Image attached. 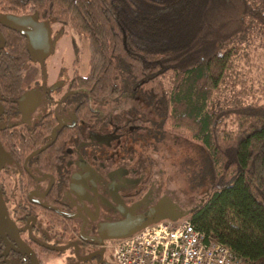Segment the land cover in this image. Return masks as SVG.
Returning a JSON list of instances; mask_svg holds the SVG:
<instances>
[{
  "label": "trees",
  "instance_id": "obj_1",
  "mask_svg": "<svg viewBox=\"0 0 264 264\" xmlns=\"http://www.w3.org/2000/svg\"><path fill=\"white\" fill-rule=\"evenodd\" d=\"M7 2L17 15L74 32L68 97L79 123L100 118L93 103L132 94L155 112L161 130L179 126L178 134L200 146L210 190L190 219L246 264H264V99L242 83L233 43L251 26L264 28V0ZM15 30L14 46L7 36L0 51V89L19 96L33 55L26 35ZM76 39L87 43L85 73ZM130 116L136 130L154 123L138 109ZM38 121L36 137L53 132L52 146L73 131L56 132L51 112Z\"/></svg>",
  "mask_w": 264,
  "mask_h": 264
},
{
  "label": "flooded vegetation",
  "instance_id": "obj_2",
  "mask_svg": "<svg viewBox=\"0 0 264 264\" xmlns=\"http://www.w3.org/2000/svg\"><path fill=\"white\" fill-rule=\"evenodd\" d=\"M7 1L0 0V51L7 36L13 46L16 41V28L3 20L15 14ZM70 77L58 95L41 91L35 112L30 92L35 79L32 84L23 79L25 89L19 96L0 89V264H55L58 259L63 264H111L106 244L113 235L130 228L139 213L162 214L155 202L145 199L151 170L131 165L128 153L110 150H124L125 138L120 148L112 146L122 131L148 133L150 128L136 130L130 122V113L138 108L124 110V121L119 115L110 120L95 105L105 100L99 101L93 105L100 118L79 123L76 101L68 97ZM59 82L53 87L61 86ZM49 112L56 119L55 131L73 127L55 146L53 132L36 137L38 120Z\"/></svg>",
  "mask_w": 264,
  "mask_h": 264
},
{
  "label": "rangeland",
  "instance_id": "obj_3",
  "mask_svg": "<svg viewBox=\"0 0 264 264\" xmlns=\"http://www.w3.org/2000/svg\"><path fill=\"white\" fill-rule=\"evenodd\" d=\"M49 27L52 31L50 52L47 55L38 56V59H32L24 71V83L32 84L34 79L36 83L30 90L35 104L33 112L41 103V91L46 90L45 93L52 95L60 94L65 89L64 84L71 74L74 32L58 22L49 23ZM76 40L81 48L80 70L85 73L87 43L81 39ZM233 43L238 48L237 67L243 77L242 83L255 94L254 98L264 99V28L258 25L251 26L235 38ZM40 81L42 85L39 84ZM54 81H60L61 86L53 87L56 83ZM165 82L169 87L167 78ZM53 103L55 102L50 103L51 108ZM95 105L110 120H115V115H119L121 121H124V110L138 108L154 122L145 136H133L129 135L128 131H122V138L113 141L112 146L120 148L118 143L125 138L124 150H110L119 155L128 153L131 165L136 167L145 165L147 170H151L152 183L145 192V199L148 203H156L157 208L164 215L161 219L188 218L193 207L198 205L210 190V182L203 169L206 154L200 146L186 139L184 135L178 134L184 132L179 126H171L170 130L160 131L156 123L159 117L149 105L132 94H126L117 101L106 99ZM110 147L107 146L108 149ZM106 256L111 260L109 251ZM55 264H63V261L58 259Z\"/></svg>",
  "mask_w": 264,
  "mask_h": 264
},
{
  "label": "built area",
  "instance_id": "obj_4",
  "mask_svg": "<svg viewBox=\"0 0 264 264\" xmlns=\"http://www.w3.org/2000/svg\"><path fill=\"white\" fill-rule=\"evenodd\" d=\"M111 264H246L190 217L159 219L106 244Z\"/></svg>",
  "mask_w": 264,
  "mask_h": 264
},
{
  "label": "water",
  "instance_id": "obj_5",
  "mask_svg": "<svg viewBox=\"0 0 264 264\" xmlns=\"http://www.w3.org/2000/svg\"><path fill=\"white\" fill-rule=\"evenodd\" d=\"M3 20L10 26L16 28L21 33L26 35L27 40H28V45H29L32 55L44 56L50 52L52 42H51V36H50V27L47 21H39L32 14H20V15L19 14L18 15L9 14V15H6V17H3ZM24 97L25 96H23V99H25ZM21 100H22V97L20 101ZM0 164H1V161H0ZM0 201L1 203H3L1 195H0ZM163 216L164 215L161 214L160 216L155 217L153 215L152 210L139 213L135 215L134 217L131 216L133 217V219L135 218L137 221H135V223L130 228L123 231L122 233L113 235V238L128 235L148 223H151V222H154V221H157L163 218ZM36 263H37V260H35L34 264Z\"/></svg>",
  "mask_w": 264,
  "mask_h": 264
}]
</instances>
